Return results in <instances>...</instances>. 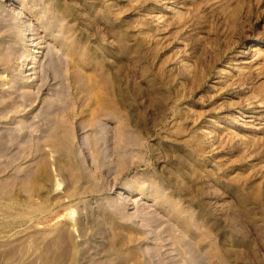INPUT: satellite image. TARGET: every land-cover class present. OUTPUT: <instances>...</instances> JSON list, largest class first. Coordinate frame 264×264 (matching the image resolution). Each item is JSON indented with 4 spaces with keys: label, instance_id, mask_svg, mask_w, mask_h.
Here are the masks:
<instances>
[{
    "label": "rangeland",
    "instance_id": "obj_1",
    "mask_svg": "<svg viewBox=\"0 0 264 264\" xmlns=\"http://www.w3.org/2000/svg\"><path fill=\"white\" fill-rule=\"evenodd\" d=\"M0 264H264V0H0Z\"/></svg>",
    "mask_w": 264,
    "mask_h": 264
}]
</instances>
